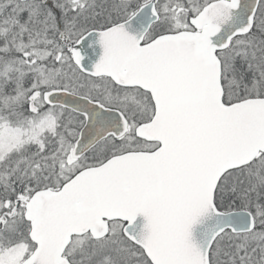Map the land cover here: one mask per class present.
<instances>
[{
	"label": "snow or ice",
	"instance_id": "1",
	"mask_svg": "<svg viewBox=\"0 0 264 264\" xmlns=\"http://www.w3.org/2000/svg\"><path fill=\"white\" fill-rule=\"evenodd\" d=\"M0 264H264V0H0Z\"/></svg>",
	"mask_w": 264,
	"mask_h": 264
}]
</instances>
